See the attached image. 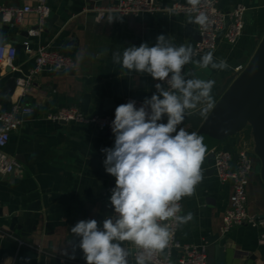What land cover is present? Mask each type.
I'll return each mask as SVG.
<instances>
[{"label":"crops","instance_id":"crops-1","mask_svg":"<svg viewBox=\"0 0 264 264\" xmlns=\"http://www.w3.org/2000/svg\"><path fill=\"white\" fill-rule=\"evenodd\" d=\"M36 1L0 0V4L33 5ZM116 1L75 0L69 6L67 0H49L50 10L59 15L58 21L50 33L44 30L34 36L35 41L29 44V49L17 54L12 64L19 76L26 75L34 68L35 50L42 43L72 57L75 68L63 71L44 68L26 90L22 92L19 88L12 96H6L2 88L9 76L6 73L9 64L0 63V112L10 109L16 101L34 108L12 131L9 143L2 150L0 264H86L78 247L80 237L72 234L71 228L77 222L89 219H96L102 228L99 203L94 196L107 187V172L103 164L106 157L101 149L114 147L115 136L113 132L99 131L91 125L52 121L46 117L47 114L69 105L79 107L86 114L108 113L128 96L150 99L157 91L155 85H162L161 81L147 73L123 69L113 62V53L122 54L124 48L138 47L141 43L154 46L161 34L176 46L190 45L193 49L199 40L196 24L189 23L190 16L185 14L161 11L121 16L111 13L104 19H97L96 6ZM174 1L187 3V0H158L163 5ZM237 3L248 7L246 24L239 40L234 44L220 40L215 50L193 57L194 61L199 60L207 52H212L214 58L226 59L230 67L218 71L192 63L184 69L193 73L195 78L215 80L211 92L213 98L222 94L226 79L238 70L240 59L253 54L258 39L264 33V0H218V5L224 10ZM38 22L35 13H28L21 23L9 28L0 16V41L12 44L17 30L28 29ZM222 147L237 152L238 137L229 138ZM10 159L20 162L21 167L6 172ZM210 161L209 167L202 170L203 179L196 186L194 195L182 198V215L192 212L193 219L179 227V237L185 242L205 245L208 236L219 233L227 236L225 264H264V246L258 244L257 228L245 225L237 226L227 234L221 232L231 183L220 182L210 167ZM36 200L40 201V210L33 211L29 217L27 207ZM92 204H95L93 209ZM248 208L251 213L264 215V184L255 170L250 174ZM15 215L19 218L18 223L24 226L22 230H11V220ZM13 232H21L25 238L15 244L8 240ZM21 241L39 244L43 251L22 245ZM123 244L131 252L135 248L131 242ZM65 251L67 256L62 254ZM71 255L75 256L76 262L60 260ZM216 260L217 252L213 251L212 264H218Z\"/></svg>","mask_w":264,"mask_h":264},{"label":"clouds","instance_id":"clouds-1","mask_svg":"<svg viewBox=\"0 0 264 264\" xmlns=\"http://www.w3.org/2000/svg\"><path fill=\"white\" fill-rule=\"evenodd\" d=\"M201 2L187 0L198 13L189 23L203 27L208 17L199 10ZM194 55L190 45L176 46L163 34L154 46L141 43L124 48L122 54L113 53V62L123 69L147 73L167 87L157 83L156 93L139 108L130 101L115 109L111 122L114 147L101 149L105 171L115 177L110 196L114 215L103 220L102 228L96 219L81 220L71 228L80 237L78 247L86 264H130L133 254L124 246L126 241L137 249L131 264H151L174 236L170 223L180 227L193 219L192 212L180 215L179 202L194 195L202 181L207 148L201 135L178 126L189 110L206 105L203 112L207 113L214 106L211 92L216 82L195 78L184 69L192 63L218 71L230 67L212 52L195 61ZM165 116L167 122L160 123ZM62 254L68 255L67 251Z\"/></svg>","mask_w":264,"mask_h":264},{"label":"built area","instance_id":"built-area-1","mask_svg":"<svg viewBox=\"0 0 264 264\" xmlns=\"http://www.w3.org/2000/svg\"><path fill=\"white\" fill-rule=\"evenodd\" d=\"M97 19H104L108 14L116 13L121 16H137L144 13H156L167 11L174 14H185L194 18L198 13L191 9V6L182 1H174L171 4L163 5L158 0H117L106 6H96L94 8ZM199 10L208 17L206 26L196 24L199 40L195 45L194 52L197 56L205 51L215 50L220 40L229 44L236 43L243 34L246 24V14L248 7L244 3H237L227 10L218 5V0H202ZM50 12L49 0H37L30 5H4L0 4V16L5 24H19L28 13H35L38 16L40 28L32 31L34 36L40 35L45 29V18ZM29 49V44L26 50ZM17 56L16 48L12 44L0 45V63L12 65ZM75 61L72 57L50 47L49 44L40 43L35 50V66L25 77L17 79V89L26 90L33 78L44 68H51L58 71L75 68ZM242 66L239 65L238 69ZM163 87H167L166 82H162ZM135 101L136 107L143 104V99L132 96L126 97L120 104ZM119 104V105H120ZM116 109V108H115ZM115 109L108 113L86 114L79 107L74 105L64 106L56 112L47 114V118L52 121L76 123L94 126L99 131L111 129V122L115 118ZM34 108L23 104L20 101L13 103L8 110L0 112V164L4 159L2 150L10 141L11 133L23 122L27 114H31ZM237 152L224 147L214 150L212 158L204 157L201 170H206L209 166L213 169L221 183H231V195L229 204L223 214L221 232L229 233L237 226H252L258 229V244L264 246V215L251 213L248 208V185L250 174L255 170L258 162L257 156L253 152V146L246 135L242 137ZM21 164L15 159L8 160L6 172H11L15 168H20ZM183 211V202H179ZM1 204V200H0ZM182 215V212L180 213ZM170 223V222H168ZM174 232L172 240L163 253L154 256L151 264H207L208 252L206 245L185 242L179 237V227L170 223ZM20 244L31 246L39 251H43L39 244L21 241ZM137 252L134 248L133 259ZM64 263L76 262L74 259L61 257Z\"/></svg>","mask_w":264,"mask_h":264},{"label":"water","instance_id":"water-1","mask_svg":"<svg viewBox=\"0 0 264 264\" xmlns=\"http://www.w3.org/2000/svg\"><path fill=\"white\" fill-rule=\"evenodd\" d=\"M74 2L75 0H67L69 6H72ZM65 11L69 12L68 9ZM58 19L59 15L50 10L45 18L46 26L44 30L50 33ZM11 24L5 25L10 28L13 26ZM39 28L40 24L37 23L28 29L22 28L16 31L11 41L17 54H20L28 44L35 41L32 31L39 30ZM3 43V41H0V45ZM239 63L242 67L226 79L222 86V94L218 98H213L214 106L207 113L203 112L206 105H201L194 111L188 112L178 129L184 127L189 132L194 131L201 135L207 148L205 156L212 158L214 150L229 138L237 136L238 144L242 142L245 130L250 127L253 138V152L258 158L255 171L264 184V33L258 39L253 54L240 59ZM6 73L9 76L6 78L2 92L6 96H12L17 89V79L25 77V74L19 76L12 65L6 68ZM159 122L166 123L167 117ZM107 179V187L98 191L94 196V199L99 203L101 221L114 215V208L110 204V196L111 190L115 187V177L107 173ZM94 206L95 204H92L91 208L93 209ZM38 210H40V201L36 200L28 205V216H32L33 211ZM2 212L3 208L0 207V213ZM18 221L17 215L12 217L11 230L15 228L18 230L23 229L24 226L19 224ZM24 238L25 235L21 232H13L8 240L18 244L19 240ZM226 241L227 236H221L219 233L207 237L205 245L207 252L210 254L207 264H212L211 255L213 251L217 252L216 261L218 264L226 263Z\"/></svg>","mask_w":264,"mask_h":264},{"label":"rangeland","instance_id":"rangeland-1","mask_svg":"<svg viewBox=\"0 0 264 264\" xmlns=\"http://www.w3.org/2000/svg\"><path fill=\"white\" fill-rule=\"evenodd\" d=\"M246 130H247V132L250 134V127H248ZM246 138H247V139H250V141H251V143H252V146H253V138H252V136L248 135ZM224 142H226V141H224ZM224 142H223V143H224ZM223 143H222V144H223ZM221 146H222V145H221ZM221 146H220V147H221Z\"/></svg>","mask_w":264,"mask_h":264},{"label":"trees","instance_id":"trees-1","mask_svg":"<svg viewBox=\"0 0 264 264\" xmlns=\"http://www.w3.org/2000/svg\"><path fill=\"white\" fill-rule=\"evenodd\" d=\"M245 135H246V137H247L248 135L251 136V128H250V134L247 132V130H245Z\"/></svg>","mask_w":264,"mask_h":264}]
</instances>
